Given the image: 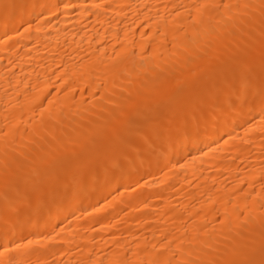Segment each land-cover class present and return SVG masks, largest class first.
I'll use <instances>...</instances> for the list:
<instances>
[{
  "label": "bare ground",
  "instance_id": "1",
  "mask_svg": "<svg viewBox=\"0 0 264 264\" xmlns=\"http://www.w3.org/2000/svg\"><path fill=\"white\" fill-rule=\"evenodd\" d=\"M0 264H264V0H0Z\"/></svg>",
  "mask_w": 264,
  "mask_h": 264
},
{
  "label": "rangeland",
  "instance_id": "2",
  "mask_svg": "<svg viewBox=\"0 0 264 264\" xmlns=\"http://www.w3.org/2000/svg\"><path fill=\"white\" fill-rule=\"evenodd\" d=\"M74 191H76L75 193H77L78 190H74ZM74 191H73V192H74ZM73 192H72V193H73Z\"/></svg>",
  "mask_w": 264,
  "mask_h": 264
}]
</instances>
